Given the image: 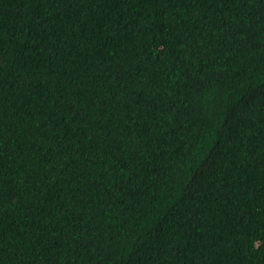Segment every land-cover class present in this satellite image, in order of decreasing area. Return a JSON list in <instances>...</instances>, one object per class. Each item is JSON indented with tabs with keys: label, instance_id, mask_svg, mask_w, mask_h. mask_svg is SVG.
I'll list each match as a JSON object with an SVG mask.
<instances>
[{
	"label": "trees",
	"instance_id": "16d2710c",
	"mask_svg": "<svg viewBox=\"0 0 264 264\" xmlns=\"http://www.w3.org/2000/svg\"><path fill=\"white\" fill-rule=\"evenodd\" d=\"M0 264H264V0H0Z\"/></svg>",
	"mask_w": 264,
	"mask_h": 264
}]
</instances>
